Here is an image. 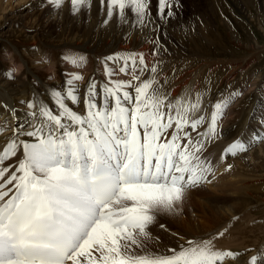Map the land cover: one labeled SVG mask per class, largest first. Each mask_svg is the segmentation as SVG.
<instances>
[{
	"label": "snow or ice",
	"instance_id": "obj_1",
	"mask_svg": "<svg viewBox=\"0 0 264 264\" xmlns=\"http://www.w3.org/2000/svg\"><path fill=\"white\" fill-rule=\"evenodd\" d=\"M57 8L64 0H53ZM101 7L105 0H100ZM73 13L91 0H71ZM170 0H158L161 18L173 15ZM118 10L133 26L150 23V0H107V17ZM108 21L105 20V23ZM160 48L151 55L158 56ZM81 67L83 56L66 58ZM122 61L127 80H92L81 96L75 74L65 91L53 89L55 108L30 102L39 121L31 131H13L0 150V264H225L238 253L212 239L192 238L166 252L150 250V226L172 212L190 188L210 183L203 155L218 137V121L240 93L214 102L210 119L204 95L171 97L159 79L163 60L144 53L106 57ZM207 92L208 89L203 90ZM204 128V131H200ZM3 129H0L2 131ZM31 138V142L21 137ZM247 151L233 142L227 153ZM15 158V160H13ZM231 167L230 165L228 166ZM163 227V225H161ZM223 236L224 232L217 234ZM259 259L264 264V254ZM252 256L249 264H257Z\"/></svg>",
	"mask_w": 264,
	"mask_h": 264
},
{
	"label": "bare ground",
	"instance_id": "obj_2",
	"mask_svg": "<svg viewBox=\"0 0 264 264\" xmlns=\"http://www.w3.org/2000/svg\"><path fill=\"white\" fill-rule=\"evenodd\" d=\"M185 1V6L180 5L177 0L172 2V11L193 18L203 9L204 0ZM37 2L38 0H0L2 14L14 10L15 6L18 8L25 5L26 10H30V18L28 19L30 24L24 28L25 38L24 40L22 38L20 42V44L23 42L25 45H20L17 42L13 46L7 42L4 51L0 53V129H3L0 131V150L7 144L13 135V131L19 126L25 125L23 118L26 115H28L29 124L23 131H31L30 125L39 123L33 116V112H38V107L30 108L29 115L22 108L24 104L28 106L30 102L37 105L46 103L54 109L55 105L50 96L51 91L53 89L65 91L68 87L67 81L71 80L75 74H81L83 79L74 83L81 96V104L76 110L82 111L83 95L88 84L95 80L99 90L100 85L107 82L105 66L114 71L113 80L130 79L129 75L119 72L122 61L113 62L105 59L117 54L123 56L130 52L144 53L146 62L149 64L162 59V72L159 79L161 81L166 80L164 88L170 92L171 97H186L187 94V97L194 98V94L200 91L205 97L204 114L206 119H210L212 105L221 99V97L217 100L211 98V93L219 84V81L216 80L219 78L217 72L219 67L213 68L214 62L212 60L199 61L195 53L194 55L187 54L188 56L184 59L174 58L173 53L175 52L165 46V43H169L172 37L167 35L158 24L159 34L154 31L146 32L144 35L137 34L136 26H133V17H131L128 27L121 28L119 26L113 30L111 37L104 39L101 26L110 22V19H108L107 14L105 19L97 17L100 11L98 3L81 9V11H88L84 13L86 21L90 15L93 18H98L96 22L94 20L96 24L94 27L92 24V31H90V27L89 30H86L83 23L75 22L73 16L76 12L73 13L71 3L66 6V14L56 18L55 14L51 15L54 6H56L53 0ZM150 10L154 20L157 22L162 20L157 15L158 5L156 7L150 3ZM85 19L80 20L85 23ZM105 20L108 22L105 23ZM13 25L10 24L9 28H12ZM156 28L158 29V27ZM0 35L5 37L1 28ZM19 45L24 48L25 57L16 52ZM36 45L42 48L41 51L33 50ZM104 46H109L111 51L103 50ZM157 47L160 48L159 55H151L152 50ZM74 55L85 58L81 67H74L66 59ZM244 74L240 75L238 85H242L241 83L245 78ZM205 88L208 89L207 92L203 91ZM227 109L218 121V137L209 140L204 151L207 155L213 151L215 153V150L218 149L222 152L221 155L217 156L218 158L216 157V161L211 162L214 172V175L210 177L211 182L190 188L183 202L178 204L174 211L158 214L159 225L150 226L149 229L150 239L147 244L150 250L164 253L169 248H178L185 244L188 239H212L216 237L212 241L216 248L238 253L234 260L228 259L225 264H249L254 255L258 256L257 264H261L262 260L259 258L264 252L260 251L261 246H257V244L260 238L263 239L264 220L263 218L254 219L251 211L257 210L258 205L256 203L263 200L264 188L262 186L264 184L261 182L264 180V175L257 172L247 173L246 170L250 169L249 166L252 163L259 162L261 159L264 160V138H261L258 147L254 148V134L252 133L246 140L247 151L239 152L235 157L227 159V155L230 154L227 153V149L232 144L231 141L234 140L229 139L228 141V134L225 133L229 131L225 127V120L231 112ZM251 116V119L246 122L247 128L244 129L243 133L245 134L241 138L242 141L254 128L255 113H251ZM242 117L239 118L241 121L244 120ZM238 122L240 123V120ZM200 131H204V128H201ZM21 139H27L31 142V138L22 136ZM260 151L262 152L261 159H259ZM253 158L256 160L253 161ZM249 199L253 200L256 205L249 204ZM184 204L186 205L183 206ZM177 207H180V212ZM220 232H224V235L218 236L217 234Z\"/></svg>",
	"mask_w": 264,
	"mask_h": 264
},
{
	"label": "rangeland",
	"instance_id": "obj_3",
	"mask_svg": "<svg viewBox=\"0 0 264 264\" xmlns=\"http://www.w3.org/2000/svg\"><path fill=\"white\" fill-rule=\"evenodd\" d=\"M40 1L42 0H38V2ZM174 1L175 0H170L171 3ZM177 1L182 6L186 5L185 0ZM14 3L16 4V2ZM14 3L13 5H15ZM70 3L71 0H64L61 7L57 8V6H54L51 15L55 14L56 18L63 16L66 14V6ZM94 3H98L100 6L101 12H98L97 17L105 19L107 14V0L103 7H101L100 0H91V5ZM150 3L157 7L158 0H150ZM83 8L84 7H81L80 10L74 14L73 18L75 19V22L78 21L83 23L86 30H89V27L91 28L92 24L94 27L98 18H93V16L90 15L86 21L84 13H87L88 11H81ZM131 17L132 16L126 10L124 18L121 19L118 15V10H114L110 22L101 26L103 38L107 39L111 37L113 30L115 28L117 29L119 26H121V28L125 26L128 27L130 25ZM29 18L30 10H26L25 5L18 8L15 6L14 10H10L3 14L0 10V28L1 31L5 33V37L0 35V53L4 51L3 49L8 43L14 46L17 42L20 44L22 38L24 40V28L28 27L30 24L28 21ZM80 19H85V23ZM149 20L151 22L147 23L146 26H136L137 34L144 35L146 32L151 31L159 34V26H161L165 33L172 37L169 43H165V46L175 52L173 53L175 56L174 58L179 57L184 59L189 54L194 55L195 53V56L199 61L205 59L212 60V62H214L213 68L217 69L219 67V70L217 69L219 78L216 79L217 82L219 81V84L211 93V98L217 100V98L222 97V93L227 95L232 91L240 93L235 97L234 101L227 109L228 111H231L230 115L227 116V120H225V127L229 130L228 132H225L228 134L227 140L234 139L231 141L232 143L239 141L248 145L246 140L249 139L253 133V140L255 143L253 147L257 148L258 144L261 142L260 139L264 138V0H204L203 9L193 18L173 12L171 17L162 19L159 21L160 23L154 20L152 15L149 17ZM10 24H14L12 28H9ZM100 24H102V21H100ZM156 27H158V29ZM90 31H92V28ZM101 33L99 32V34ZM20 45L25 44L22 42ZM20 45L17 46L16 52L22 57H25L23 54L24 48ZM104 47L103 50L108 49L107 51H111L109 46ZM40 49L42 48H39V46L37 47L36 45L33 50L38 52L41 51ZM243 73L246 74H244L245 78L241 83L242 85H238L239 77ZM237 87L240 88L238 89ZM258 98L259 100H257ZM22 108L30 115L31 109L27 105L24 104ZM232 113L233 115H231ZM251 113H255V118L253 119L254 128L242 141L241 138L245 134L243 133L245 131L244 129L247 128L246 122L252 117ZM13 117L16 118L14 115ZM241 117L244 119L242 120L243 123L241 119H239ZM239 120L240 123L238 122ZM23 121L25 125L18 127L21 131H23L28 126L27 124H29L28 115L23 118ZM219 154H222L220 149L215 150V153L213 151V153L211 152V154L209 153L208 155L203 153L210 162L216 161ZM236 155L228 154L226 158L230 159ZM259 155V159H261L262 152ZM212 156H214L215 159ZM255 160L256 158H253V161ZM249 168L250 169L246 170L247 173L257 172L264 175V160L261 159L259 162L252 163ZM261 184H264V180ZM262 188H264V185ZM263 202L264 197L260 203H256L258 205L257 210L251 211L254 219L258 218V220H260L263 218L264 220ZM248 203L252 205L254 204L253 206L256 205L251 199H249ZM185 205L186 204L183 206ZM177 209L180 212V207H177ZM159 223L160 220L157 218L155 224H152L151 226H157ZM262 237L263 239L260 238L258 240L257 246H261L260 251L264 252V233Z\"/></svg>",
	"mask_w": 264,
	"mask_h": 264
}]
</instances>
